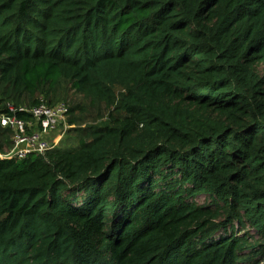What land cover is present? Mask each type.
Returning <instances> with one entry per match:
<instances>
[{
	"label": "trees",
	"instance_id": "1",
	"mask_svg": "<svg viewBox=\"0 0 264 264\" xmlns=\"http://www.w3.org/2000/svg\"><path fill=\"white\" fill-rule=\"evenodd\" d=\"M261 65L264 0H0V110L98 112L0 159V264L264 262Z\"/></svg>",
	"mask_w": 264,
	"mask_h": 264
},
{
	"label": "built area",
	"instance_id": "2",
	"mask_svg": "<svg viewBox=\"0 0 264 264\" xmlns=\"http://www.w3.org/2000/svg\"><path fill=\"white\" fill-rule=\"evenodd\" d=\"M68 112L66 103L50 106L44 99L34 107L7 104L4 111L0 110V126L13 133V146L6 154H0V159L24 158L30 154L45 156L58 149L63 139L59 128L66 124Z\"/></svg>",
	"mask_w": 264,
	"mask_h": 264
},
{
	"label": "rangeland",
	"instance_id": "3",
	"mask_svg": "<svg viewBox=\"0 0 264 264\" xmlns=\"http://www.w3.org/2000/svg\"><path fill=\"white\" fill-rule=\"evenodd\" d=\"M259 71H260L261 75H264V65H261L259 67ZM55 100L57 103L58 102L66 103L69 108H73L75 103H80L83 107H87V113L86 114H83V113H77L76 114V117H79L81 119H88V118H90L89 115H94V117H96L98 115V112L96 110L97 108L93 107L90 101L84 99L81 95H76L74 93V91L69 90V88L68 89H64V88L61 89L57 99H55ZM103 120H104V118L99 119V120H97L96 123L100 124L103 122ZM70 128L71 127H69V118L67 117L66 124L62 125L59 128V134H63V139H62L61 145L59 146L58 149L73 150L79 146L77 138L69 133ZM198 201H200V203H202V204H204V203L207 204L209 202V199L201 197V198H199ZM245 231H247V229H245L242 232H245ZM254 237L255 238L257 237L256 234H254ZM260 264H264V262H262Z\"/></svg>",
	"mask_w": 264,
	"mask_h": 264
}]
</instances>
